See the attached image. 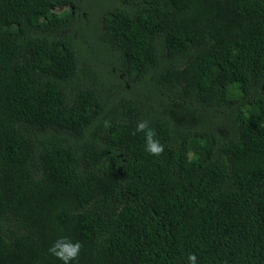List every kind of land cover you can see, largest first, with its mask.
I'll return each instance as SVG.
<instances>
[{
	"label": "trees",
	"instance_id": "16d2710c",
	"mask_svg": "<svg viewBox=\"0 0 264 264\" xmlns=\"http://www.w3.org/2000/svg\"><path fill=\"white\" fill-rule=\"evenodd\" d=\"M62 235L74 264H264V0H0V264Z\"/></svg>",
	"mask_w": 264,
	"mask_h": 264
},
{
	"label": "clouds",
	"instance_id": "9594fccd",
	"mask_svg": "<svg viewBox=\"0 0 264 264\" xmlns=\"http://www.w3.org/2000/svg\"><path fill=\"white\" fill-rule=\"evenodd\" d=\"M142 134L144 138V151L153 157H158L165 152V146L160 142L148 120H141L137 123L133 135ZM82 249V243L70 236H59L55 239L48 253L60 262V264H74L77 261ZM187 264H199L198 256L195 253L187 255Z\"/></svg>",
	"mask_w": 264,
	"mask_h": 264
},
{
	"label": "rangeland",
	"instance_id": "374dc122",
	"mask_svg": "<svg viewBox=\"0 0 264 264\" xmlns=\"http://www.w3.org/2000/svg\"><path fill=\"white\" fill-rule=\"evenodd\" d=\"M63 11H65L64 9H59L58 11H57V13H62Z\"/></svg>",
	"mask_w": 264,
	"mask_h": 264
}]
</instances>
